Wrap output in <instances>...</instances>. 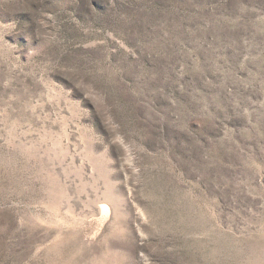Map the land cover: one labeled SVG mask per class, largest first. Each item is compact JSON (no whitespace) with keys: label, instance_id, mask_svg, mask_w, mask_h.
<instances>
[{"label":"rangeland","instance_id":"obj_1","mask_svg":"<svg viewBox=\"0 0 264 264\" xmlns=\"http://www.w3.org/2000/svg\"><path fill=\"white\" fill-rule=\"evenodd\" d=\"M0 264H264V0H0Z\"/></svg>","mask_w":264,"mask_h":264}]
</instances>
